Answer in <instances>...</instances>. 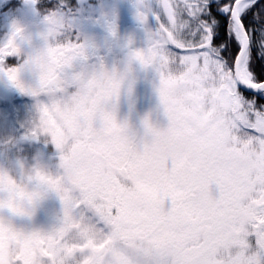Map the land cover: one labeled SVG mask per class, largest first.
Segmentation results:
<instances>
[{
	"label": "snow or ice",
	"instance_id": "1",
	"mask_svg": "<svg viewBox=\"0 0 264 264\" xmlns=\"http://www.w3.org/2000/svg\"><path fill=\"white\" fill-rule=\"evenodd\" d=\"M23 6L34 25L13 20L0 38V79L36 99L75 176L54 186L51 227L0 220V264H264V0H133L144 40L127 39L126 62L153 74L165 118L144 139L111 107L119 85L89 32L116 38L115 12L96 0Z\"/></svg>",
	"mask_w": 264,
	"mask_h": 264
},
{
	"label": "clouds",
	"instance_id": "2",
	"mask_svg": "<svg viewBox=\"0 0 264 264\" xmlns=\"http://www.w3.org/2000/svg\"><path fill=\"white\" fill-rule=\"evenodd\" d=\"M99 54L105 58L103 51ZM104 63L108 71L114 73L116 83L119 85L110 102L111 107L115 109L118 119L126 123L128 132L136 138L144 139L149 134L150 129L162 128L164 122H161L157 117V112L160 111L158 106L156 109L144 112L139 116L133 112L136 85L140 79V72L145 70L136 62L127 63L125 57L117 58L112 62L105 59ZM24 83L29 87L35 86L33 80H25ZM31 98L33 99V112L27 131L40 128L36 99ZM58 100L61 106L71 104L72 95H65L61 92ZM125 103L128 104V111L122 113V106ZM30 140H38L45 147L52 145L53 151L48 154L46 162H42L40 159L30 161L27 158L17 157L15 160H10L7 165H0V186L4 189L0 193V197L23 213V215H17L13 214L8 207L0 208V220L12 224L13 216L31 217L44 200L49 197L58 198L55 188L61 191L69 189L75 176L73 169L62 163L60 152L46 130L40 128L38 136L30 138ZM13 144L14 141L11 138L0 141V151L6 154L10 150L9 146ZM67 150L66 146L64 151ZM20 193L24 195L21 196ZM8 247L11 252L15 253L16 245L14 243L9 244ZM40 264H44L43 259L40 260ZM136 264H150V261L147 257L138 256Z\"/></svg>",
	"mask_w": 264,
	"mask_h": 264
},
{
	"label": "rangeland",
	"instance_id": "3",
	"mask_svg": "<svg viewBox=\"0 0 264 264\" xmlns=\"http://www.w3.org/2000/svg\"><path fill=\"white\" fill-rule=\"evenodd\" d=\"M103 2V1H102ZM101 3V2H98ZM4 13L0 12V15ZM5 16V15H4ZM13 20H20L19 14ZM129 24V23H128ZM27 26L32 27L34 23L27 21ZM117 24V37L111 38L105 30L98 26L89 28L93 36L100 37V41L95 42L99 46L100 52L103 51L105 59L109 62L117 58L125 57L124 43L129 37L132 38L136 47L142 46L144 40L143 29L139 24L127 25L122 33ZM96 38H94L96 40ZM26 80H31L27 77ZM158 97L154 90V76L149 71H141L140 79L136 85L135 104L133 112L135 115L156 109L158 106ZM128 111V104L122 106V113ZM33 112V99L20 93L7 81L0 79V141L11 138L13 145L9 146V151L5 154L0 151V165H7L10 160L17 157L27 158L28 160L40 159L42 162L47 161L48 154L53 151L52 145L46 147L38 140L24 139L27 129L30 126ZM157 117L164 122L162 111L157 112ZM60 210V202L56 197H49L44 200L37 208L35 214L31 217L14 218V226L24 229L49 228L55 222Z\"/></svg>",
	"mask_w": 264,
	"mask_h": 264
},
{
	"label": "trees",
	"instance_id": "4",
	"mask_svg": "<svg viewBox=\"0 0 264 264\" xmlns=\"http://www.w3.org/2000/svg\"><path fill=\"white\" fill-rule=\"evenodd\" d=\"M103 0H96L97 6L103 8ZM101 2V3H98ZM12 4V7H6V5ZM0 12L4 13L0 15V38H3L9 29V20L11 19L12 15L19 14L20 21L23 22L25 25L27 21L34 23L33 18L31 17L30 13L24 8L23 0H0ZM5 15V16H4ZM95 36L94 38H96ZM95 42L100 41V37L98 39H94ZM106 57V56H105Z\"/></svg>",
	"mask_w": 264,
	"mask_h": 264
},
{
	"label": "flooded vegetation",
	"instance_id": "5",
	"mask_svg": "<svg viewBox=\"0 0 264 264\" xmlns=\"http://www.w3.org/2000/svg\"><path fill=\"white\" fill-rule=\"evenodd\" d=\"M103 8L115 12L116 23L122 33H124L127 25L131 27L133 24H138L135 19L133 0H103Z\"/></svg>",
	"mask_w": 264,
	"mask_h": 264
},
{
	"label": "water",
	"instance_id": "6",
	"mask_svg": "<svg viewBox=\"0 0 264 264\" xmlns=\"http://www.w3.org/2000/svg\"><path fill=\"white\" fill-rule=\"evenodd\" d=\"M14 218H15V216L12 217V222H13V224H14Z\"/></svg>",
	"mask_w": 264,
	"mask_h": 264
}]
</instances>
